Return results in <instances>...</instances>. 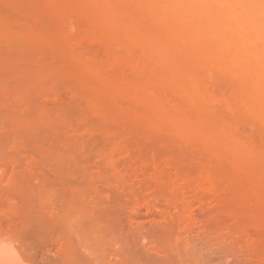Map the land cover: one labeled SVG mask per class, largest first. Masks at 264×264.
<instances>
[{
	"label": "rangeland",
	"instance_id": "rangeland-1",
	"mask_svg": "<svg viewBox=\"0 0 264 264\" xmlns=\"http://www.w3.org/2000/svg\"><path fill=\"white\" fill-rule=\"evenodd\" d=\"M0 157L62 264H264V0H0Z\"/></svg>",
	"mask_w": 264,
	"mask_h": 264
},
{
	"label": "bare ground",
	"instance_id": "bare-ground-1",
	"mask_svg": "<svg viewBox=\"0 0 264 264\" xmlns=\"http://www.w3.org/2000/svg\"><path fill=\"white\" fill-rule=\"evenodd\" d=\"M70 22V21H69ZM72 31V30H71ZM81 45H83V43L81 44ZM79 48V47H78ZM73 49V48H72ZM133 49V48H132ZM76 50V49H75ZM14 153V152H13ZM8 154V153H7ZM6 154V156H8ZM11 154V153H10ZM9 154V155H10ZM13 155H15V154H13ZM3 158V157H2ZM1 157H0V160H3ZM5 159V158H4ZM15 168V167H14ZM9 169V168H8ZM6 174V173H5ZM1 175V174H0ZM175 175V174H174ZM173 175V177H176V176H174ZM12 177V176H11ZM10 177V178H11ZM157 177V176H156ZM16 178V177H15ZM158 178V177H157ZM161 179H162V177H160ZM161 179H160V181H161ZM177 179V178H176ZM12 180V179H11ZM158 180V179H157ZM164 180H166V179H164ZM5 181V180H4ZM159 182V181H158ZM173 182L174 183H178V181L177 182H175L174 180H173ZM146 183V182H145ZM164 183H167V182H164ZM184 184V183H183ZM13 185V184H12ZM17 185V184H16ZM146 185V184H145ZM162 185V184H161ZM170 185V184H169ZM173 185V184H172ZM188 185H190V184H188ZM18 186V185H17ZM142 186V185H141ZM140 186V187H141ZM166 186V185H165ZM174 186V185H173ZM177 186V185H176ZM181 188H182V186L181 185H179ZM178 186V187H179ZM185 186L186 185H183V188L184 189H188L189 190V188H185ZM2 187V186H1ZM187 187V186H186ZM182 188V189H183ZM207 188H209V186L207 187ZM205 190V189H204ZM204 190H203V192H204ZM211 190V189H210ZM187 190H185L184 192H186ZM190 192H191V190H189ZM194 191H196V190H194ZM212 191V190H211ZM210 191V192H211ZM183 192V191H182ZM188 192V191H187ZM209 192V193H210ZM197 192H195V193H193L194 195L196 194ZM212 193V192H211ZM192 194V193H191ZM197 195H199V193L197 194ZM197 195H196V197H197ZM201 195V194H200ZM199 195V196H200ZM204 195V194H203ZM203 195H201V197H203ZM191 197H193V195L191 196ZM196 197H194V199H197ZM200 197V198H201ZM204 197H206V195H204ZM203 197V198H204ZM199 198V197H198ZM173 199V198H172ZM193 199V200H194ZM170 199H168L167 201H169ZM174 200V199H173ZM198 200V199H197ZM201 200V202H200V204L201 203H203L204 204V201L206 200H204L203 202H202V198L201 199H199L198 201H200ZM152 201V200H151ZM148 202V203H153V206H154V202ZM174 201H177V202H179L178 200H174ZM156 202V201H155ZM172 202V201H171ZM170 202V203H171ZM173 203V202H172ZM171 203V204H172ZM149 204V205H150ZM181 204H182V202H181ZM203 204H201L202 206H203ZM177 205H179V204H177ZM152 206V205H151ZM174 206H175V204H174ZM201 206V207H202ZM179 207V206H178ZM175 209H176V207H175ZM178 209V208H177ZM163 213V212H162ZM168 213V212H167ZM167 216V215H166ZM38 217H40V219H42V217L41 216H35V218L37 219ZM55 217H57L56 219H57V221L59 220V216H55ZM43 218H45V216H43ZM47 218V217H46ZM45 218V219H46ZM49 219H53V218H51V216H49L48 217ZM40 219H37V222H38V220H40ZM45 219H42L43 221L42 222H44V220ZM31 221V220H30ZM41 221V220H40ZM34 222V221H33ZM64 222V221H63ZM63 222H61V223H63ZM41 223V222H40ZM40 223H39V225H40ZM61 223L59 224V226L57 225L56 227H55V229L56 228H58V227H61L60 229L58 228V230H59V232H58V230H57V233H55V232H53L55 235L53 236L52 235V232L50 231H48V229H47V233H46V231H45V233H43L44 235L42 236H40V238L41 237H43V238H41V239H44L45 237V239H49L48 240V243L46 242L45 243V247L44 248H42V246H40L39 247V249H36V248H34V247H32V246H27V245H25L24 244V241L22 240V237L21 238H19V237H17V236H14V235H12L11 233H10V229L11 230H13L14 228L12 227H10V229L8 230V231H4V230H0V264H52V262L50 261V258L51 259H53V256H51V254H53L54 255V259L52 260V261H55L56 259H59L60 260V262L61 263H59V260L57 261L59 264H62V260H63V262H64V235H62L61 233L62 232H64V230L62 229V227L64 228V226L62 225V226H60L61 225ZM25 224V223H24ZM64 224V223H63ZM1 225H2V223H1ZM0 225V226H1ZM26 225V224H25ZM24 225V226H25ZM36 225V224H35ZM44 225V224H43ZM27 226V225H26ZM48 226V225H47ZM37 227V226H36ZM22 228H23V226H22ZM29 228H30V226H29ZM34 228H35V226H34ZM141 228V227H140ZM37 229H39V228H37ZM41 229L42 228H40L39 230H37V231H39L40 232V234H42L41 233ZM62 229V230H61ZM15 230V229H14ZM42 230V231H43ZM60 230H61V232H60ZM12 232V231H11ZM15 232V231H14ZM187 232V231H186ZM49 233L52 235V237H50L51 235H49ZM45 234H47L48 235V237H47V235H45ZM233 235V234H232ZM45 236V237H44ZM232 237H230V239H231ZM21 239V240H20ZM45 239L43 240V242L45 241ZM235 239L237 240V238L235 237ZM232 241H233V239H232ZM238 241V240H237ZM234 242V241H233ZM235 243H237V242H235ZM239 243V242H238ZM70 246V245H69ZM75 247V246H74ZM81 248V247H80ZM68 249L70 250L71 248H69L68 247ZM72 249H74V248H72ZM71 249V250H72ZM70 250V251H71ZM75 250V249H74ZM80 250V249H79ZM73 251V250H72ZM110 251V250H109ZM118 251V250H117ZM77 253H78V251H76ZM250 252V251H249ZM68 252H65V254H67ZM108 253H110V252H108ZM111 253H113V252H111ZM251 253V252H250ZM50 256H49V255ZM70 254V253H69ZM68 254V255H69ZM114 254H116V253H114ZM114 254H112V255H114ZM118 254V253H117ZM249 254V253H248ZM253 254V253H252ZM246 255V254H245ZM257 255V254H256ZM114 256H116V255H114ZM50 257V258H49ZM76 257H78V256H76ZM107 257H108V255H107ZM112 257V256H111ZM115 258V257H114ZM62 259V260H61ZM107 259V258H106ZM114 260V259H113ZM112 260V261H113ZM111 261V262H112ZM56 262V261H55ZM55 262H53V263H55ZM110 262V263H111ZM57 264V263H56ZM64 264V263H63Z\"/></svg>",
	"mask_w": 264,
	"mask_h": 264
}]
</instances>
